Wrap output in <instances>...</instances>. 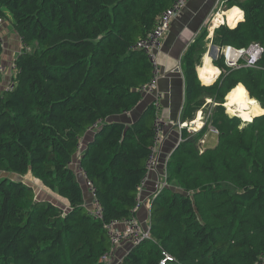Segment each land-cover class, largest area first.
I'll return each instance as SVG.
<instances>
[{
  "label": "trees",
  "instance_id": "trees-1",
  "mask_svg": "<svg viewBox=\"0 0 264 264\" xmlns=\"http://www.w3.org/2000/svg\"><path fill=\"white\" fill-rule=\"evenodd\" d=\"M174 1L0 0V20L22 44L7 83L15 88L0 93V264H103L111 252L104 224L136 216L156 118L150 104L138 119H123L153 74L136 44ZM229 2L245 21L237 23V10L213 45L264 47V0ZM203 54L197 42L182 61L184 120H194L206 99L221 107L237 87L261 105V116L245 123L217 113L202 131H182L167 163L170 187L151 197V240L131 248L121 264H160L163 252L174 258L167 264L264 263V56L260 69H232L221 52L214 63L222 73L206 87L197 73ZM239 55L230 49L229 62ZM3 56L0 40V68ZM209 125L218 143L200 148ZM77 158L102 220L89 213L72 166ZM29 174L69 211L37 200L21 180Z\"/></svg>",
  "mask_w": 264,
  "mask_h": 264
},
{
  "label": "crops",
  "instance_id": "crops-1",
  "mask_svg": "<svg viewBox=\"0 0 264 264\" xmlns=\"http://www.w3.org/2000/svg\"><path fill=\"white\" fill-rule=\"evenodd\" d=\"M237 1L241 2L244 0H237ZM217 4H218V0H190L187 6L185 7L184 11L182 12V14L173 21L171 30L169 34L166 36L161 50L157 53V60L160 68L158 93L163 95V101L161 104L162 105L161 116L165 118L167 122L170 124L166 128L165 140L161 148L160 164L155 170H153L150 173L149 181L146 187L138 194L141 207L138 210L136 217L145 228L149 226V215H150L147 205L154 193L155 184L160 182L163 178L165 160L167 158L170 159L171 155L173 154L177 146L181 143L182 131L188 127L191 128L192 126L191 124H193L199 119L200 114H201L200 117L201 123L203 119L202 111H197L194 115L195 116L194 120L191 119L184 120V111L186 108V85H185V76L183 72L182 61L185 54L197 42L202 47L205 46L207 48L211 45L217 48L219 54L221 52L227 54V52L230 49H232L236 52H239L241 55L242 51L245 50V49L238 50L233 47L220 48L213 45V37L216 30L223 25L229 26L228 20L231 19L236 14L237 10L238 13L242 15V17L237 19V23L239 21H240L239 23H243L245 21V19L242 20L243 17H245L244 12L236 5V3L235 4L230 3L229 0H226L223 6L222 3H220L218 6ZM217 17L222 18V22L218 26L215 25V21ZM17 38L20 40L18 36ZM205 51L206 49L204 50V54L202 56L203 58L206 56ZM15 57L13 58L12 63H14ZM211 63L214 68H217L215 66L214 61H211ZM241 63L242 61L240 60V64ZM217 69L218 72L220 71L218 75V79H219L222 72L219 68ZM197 70L201 84L206 87L212 86V84L205 85L202 82L199 74V68H197ZM15 73L16 71H11L8 77L9 80ZM3 87H0V93L5 88ZM152 101H153V96L143 95L142 101L138 104V106L134 109V111L124 116L123 118L124 121H127L128 119L131 120L138 119L144 113L146 108L152 103ZM259 106L262 109L260 104ZM182 125L188 127H184L183 129H180V126ZM202 126L199 129H196L193 126L192 128L193 130L196 129L198 131L202 128ZM203 138L201 140H203ZM92 140H93V130H90L88 133L84 135V138L82 140L83 141L82 151L83 149L86 148L87 144ZM79 160L80 158L75 159L72 166H75V168L77 167L76 168L77 170L76 174L78 175L77 178L84 191V198L86 205L89 209H91L93 195L91 193L90 187L88 186L87 179L84 173L80 170Z\"/></svg>",
  "mask_w": 264,
  "mask_h": 264
},
{
  "label": "built area",
  "instance_id": "built-area-1",
  "mask_svg": "<svg viewBox=\"0 0 264 264\" xmlns=\"http://www.w3.org/2000/svg\"><path fill=\"white\" fill-rule=\"evenodd\" d=\"M189 1L190 0H175L172 6L167 11H165L162 14V16L159 18L157 26L145 38L140 39L136 44V49H139L146 54V56L149 59V62L153 67L152 77L150 81L141 88V92L143 93V95L153 96V101L151 105L154 107L156 112V118L154 121L153 145L146 161V169L148 171L147 172L148 174L144 177V179L142 180L139 186V193L142 190H144V188L146 187L149 181L150 173L153 170H155L160 164L161 148L165 140L166 128L170 124L167 122L165 118L161 116V107H162L161 104L163 101V95L158 93L160 68L157 60V53L161 50L163 46V42L171 30L173 21L182 14ZM225 1L226 0H218L217 6L220 3H222L223 6ZM223 55L225 57V63L229 68L260 69L259 63L264 56V47L258 43L251 44L247 49L242 51L241 55H239V57H237L233 63L229 62L227 54H223ZM240 60L242 61L241 64H240ZM11 71H16L14 65H12ZM0 73L1 74L5 73L3 67L0 68ZM14 88H15L14 84H9L6 86V90L8 91H13ZM204 125L205 123H203V126ZM184 127L187 126L182 125L180 126V129H183ZM96 128H98V125L94 126V129ZM208 128L210 132L218 135V131L213 126L209 125ZM193 132L196 133L197 131L193 130ZM200 143L204 145L205 141L200 140ZM168 161L169 158L165 160L164 174L162 180L156 183L154 186L155 190L152 195L153 197H155L156 194L161 190H163L164 188L169 187L168 186L169 182L167 177ZM87 183L93 195V202L91 205V209H89V213L94 219L102 220L103 219L102 209L100 207V204L95 200L94 189L92 187V184L88 181ZM140 207H141V203L139 202L137 207L134 209V213L137 214ZM147 208L150 213L151 200L149 201ZM104 230L107 232V235L109 237V241L111 244V252L105 255L101 259V263H104L108 259V257L112 255V251L115 250L116 248H119L124 245H130L131 248H133L135 246L140 245L144 241L151 240L150 226L144 228L142 223L138 220L136 216H132L126 219L104 224ZM168 262H174V258H172L168 253L163 252V259L160 262V264H167Z\"/></svg>",
  "mask_w": 264,
  "mask_h": 264
},
{
  "label": "rangeland",
  "instance_id": "rangeland-1",
  "mask_svg": "<svg viewBox=\"0 0 264 264\" xmlns=\"http://www.w3.org/2000/svg\"><path fill=\"white\" fill-rule=\"evenodd\" d=\"M12 30H13V28H12L9 21H7V20L1 21L0 20V40L2 42L3 49H4L2 67L5 71V73L2 74L3 81L0 84V87H3V86L6 87L7 86V83L9 82L8 77L11 73V68L13 65V63H12L13 58L15 56L17 57L22 50L21 41L17 38V35ZM203 49L204 50L206 49L205 55H209L212 58V61L215 62L216 58L219 56V52H218L217 48L210 45L207 48L205 46H203ZM16 57H15V59H16ZM202 63H203V57L201 58V60H199V65L197 66V68L200 69V67L202 66ZM214 83H216V82H214ZM226 98H227V96L225 97L224 103L221 104V107H219L220 104H215L210 99L206 100L205 104L199 110V111H202V113H203L202 123L206 124L208 122L211 124V121L215 119L214 116L218 115L219 113H224L226 115V117L229 119L239 118L238 116H234V115L229 114V112L225 106V104L227 102ZM239 119L241 122H243V120L241 118H239ZM186 130L188 131V133L195 134V132H193V128L188 127V128H186ZM203 140L205 141V145H202L199 142L200 148L203 146L206 149L214 148L218 143V135L210 132V130L208 128ZM73 168L77 173V170H76L77 167L75 168V166H73ZM79 175H81V174H79ZM11 177L14 178V175H11ZM77 177H78V175H77ZM21 180L26 185L33 188L37 199L43 200V201H48V202L54 204L55 206L61 208L64 212L69 211V205L67 204V202H65L63 199H61L56 193L51 192L49 189L45 188L31 174L24 176V177H21ZM168 186L170 187V185H168ZM171 187L174 190L177 189L176 186H171ZM92 202H93V200H92ZM130 249H131L130 245H124V246H121L119 248H116L115 250L112 251V255H110L108 257V259L103 264H121L123 262L125 256H126V254L128 253V251Z\"/></svg>",
  "mask_w": 264,
  "mask_h": 264
},
{
  "label": "bare ground",
  "instance_id": "bare-ground-1",
  "mask_svg": "<svg viewBox=\"0 0 264 264\" xmlns=\"http://www.w3.org/2000/svg\"><path fill=\"white\" fill-rule=\"evenodd\" d=\"M221 22L222 18L217 17L215 25L218 26ZM211 61L212 58L209 55H206L203 58L202 66L199 69L200 78L205 85L213 84L219 75L218 69L212 66ZM249 97L237 87L231 91L226 98L227 102L225 106L228 109L229 114L238 116L245 123H251L254 117L262 110L258 102ZM200 117L201 114L199 115V119L192 125L196 129H199L202 126ZM196 129L194 130L197 131Z\"/></svg>",
  "mask_w": 264,
  "mask_h": 264
},
{
  "label": "clouds",
  "instance_id": "clouds-1",
  "mask_svg": "<svg viewBox=\"0 0 264 264\" xmlns=\"http://www.w3.org/2000/svg\"><path fill=\"white\" fill-rule=\"evenodd\" d=\"M217 79H218V77H217ZM215 82H217V80H216ZM187 127H188V126H187ZM204 127H205V125H204V126H202V128H201L200 130H198L196 133H198V132L202 131V130L204 129ZM191 128H192V126H191Z\"/></svg>",
  "mask_w": 264,
  "mask_h": 264
},
{
  "label": "water",
  "instance_id": "water-1",
  "mask_svg": "<svg viewBox=\"0 0 264 264\" xmlns=\"http://www.w3.org/2000/svg\"><path fill=\"white\" fill-rule=\"evenodd\" d=\"M238 26V25H237ZM250 96V95H249ZM259 117V116H258ZM256 118V117H255ZM191 125H193V124H191ZM37 200H39V199H37Z\"/></svg>",
  "mask_w": 264,
  "mask_h": 264
}]
</instances>
